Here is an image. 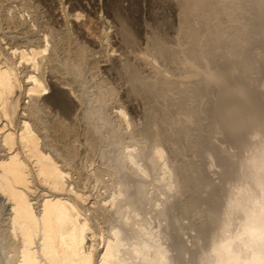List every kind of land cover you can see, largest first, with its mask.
Listing matches in <instances>:
<instances>
[{"label": "bare ground", "instance_id": "obj_1", "mask_svg": "<svg viewBox=\"0 0 264 264\" xmlns=\"http://www.w3.org/2000/svg\"><path fill=\"white\" fill-rule=\"evenodd\" d=\"M0 264H264V0H0Z\"/></svg>", "mask_w": 264, "mask_h": 264}, {"label": "rangeland", "instance_id": "obj_2", "mask_svg": "<svg viewBox=\"0 0 264 264\" xmlns=\"http://www.w3.org/2000/svg\"><path fill=\"white\" fill-rule=\"evenodd\" d=\"M138 109H140V107ZM214 138H221V136L214 135ZM215 143H217V142L215 141ZM182 152H183V155L176 156V159H179L181 162H188V161H191L192 159H194L192 150L190 148H186L185 151H182ZM199 159L201 161V157H199V155H197V157L195 158V161L198 162ZM101 192H104V191L102 190ZM185 238H188V236L186 235ZM88 240H90V239H88Z\"/></svg>", "mask_w": 264, "mask_h": 264}]
</instances>
